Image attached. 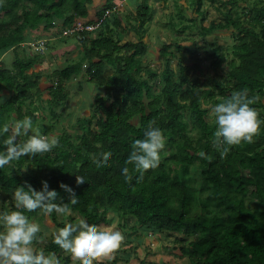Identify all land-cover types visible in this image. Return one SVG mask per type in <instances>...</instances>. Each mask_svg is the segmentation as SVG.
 <instances>
[{
  "label": "trees",
  "instance_id": "trees-1",
  "mask_svg": "<svg viewBox=\"0 0 264 264\" xmlns=\"http://www.w3.org/2000/svg\"><path fill=\"white\" fill-rule=\"evenodd\" d=\"M172 1L175 5L178 0ZM241 1L221 0V6L226 7L221 19L200 25L203 35L217 29H233L230 50L217 54L220 47L216 41L205 40L213 46L206 52L212 56L210 65L215 72L227 59L226 78L220 80L203 73L198 62H186L179 43L174 44L179 52L176 55L169 49L172 44L164 42L160 54L165 62L157 86V81H152L156 71L143 62L148 45L142 31L153 14L148 0H140L135 13L127 16L121 14V0H105L92 13V0H0V58L10 49L14 55L10 65L0 59V92H8L0 93V127L5 123L11 127L14 121L30 117L38 131L47 135L49 125L45 119L59 115L50 108L51 114L43 115L44 121L38 122V115L34 114L42 74L32 67L42 55L18 53L17 48L29 40L31 32L27 29L51 32L54 40L67 39L61 35L62 30L77 20L87 24L102 19L96 31L84 30L79 38L75 36L81 45L80 57L56 68V81L48 88L55 107L68 100L67 82L71 78L83 75L102 87V93L96 92L93 101L92 116H99L97 128L90 127L89 118L81 117L78 121L85 127L81 133L73 136L60 132L55 135L60 146L51 152L24 156L0 169V211L14 208L13 192L25 181L37 191L42 189V181H47L49 190L59 194L57 202L70 203L69 193L60 188L63 183L79 198L78 204L69 205L72 213L89 224L117 221L122 229L174 237L172 248L187 256L188 264H264V124L254 143L232 146L225 154L226 145L213 143L216 124L208 121V110L202 105L208 98L217 104L233 91L246 89L250 98L257 97L252 107L264 120V0L253 3L244 17L233 10ZM191 2L205 20L203 0ZM106 10L110 13L103 15ZM178 15L184 17L183 8H178ZM187 20L194 22L197 17L189 15ZM132 31L137 39L123 38ZM174 57L176 69L171 65ZM30 104L32 108L28 107ZM186 113L191 129L198 131L194 136L185 120ZM135 117L137 123L133 121ZM153 121L152 126L162 130L171 149L162 150L159 166L141 177L125 161L132 143L144 138ZM6 136H0V151H6ZM27 139L28 136H21L18 142ZM105 151L112 153L108 165L97 168L91 157ZM201 152L205 157L199 155ZM196 160L198 164L191 167ZM124 167L130 169L131 182L125 181ZM77 175L85 177L84 184L77 185ZM39 214L43 218L39 210L26 213L29 218ZM49 217L55 225L64 226L65 221L55 212ZM44 232L43 228L40 237H44ZM52 234L44 251L55 253L60 259L62 253L53 243ZM120 259L117 253L109 262L119 264ZM64 260L68 262L70 258L66 256ZM140 262L145 263L143 259Z\"/></svg>",
  "mask_w": 264,
  "mask_h": 264
},
{
  "label": "clouds",
  "instance_id": "clouds-1",
  "mask_svg": "<svg viewBox=\"0 0 264 264\" xmlns=\"http://www.w3.org/2000/svg\"><path fill=\"white\" fill-rule=\"evenodd\" d=\"M256 100L257 97L248 96L246 89L233 91L229 98L212 108L216 124L213 143L216 146L226 145L225 154L232 146L254 143V138L260 133L264 120L259 118L258 111L252 107ZM153 123L154 121L150 122L143 139H136L132 143V150L125 161V164L132 165L133 171L140 173L141 177L144 172L159 166L160 152L166 145L162 130L153 127ZM30 131H33L30 117L14 121L11 127L7 123L0 127V136L7 134L3 139L6 151H0V169L24 156H42L60 146L57 137L41 135L38 130L29 135ZM21 136H28V139L18 142ZM199 155L205 157L203 152ZM111 156V152L105 151L98 156L93 155L91 160L97 168H101L108 165ZM122 174L126 182L132 181L128 167L122 169ZM85 181V177L76 176L78 186ZM60 188L69 193L70 203L57 202L59 194L55 190H49L47 181H42L40 191L35 190L27 181L23 186L15 188L12 196L14 208L0 211V264H61L55 253L46 255L44 251L34 248V242L40 239L42 229L26 215L36 210L45 216L53 212L60 216L71 215L69 205L78 204L79 198L69 186L61 183ZM52 235L53 243L71 255L73 264H104L105 261H112L125 241V236L119 230L89 224L83 218L75 223L66 222Z\"/></svg>",
  "mask_w": 264,
  "mask_h": 264
},
{
  "label": "rangeland",
  "instance_id": "rangeland-1",
  "mask_svg": "<svg viewBox=\"0 0 264 264\" xmlns=\"http://www.w3.org/2000/svg\"><path fill=\"white\" fill-rule=\"evenodd\" d=\"M191 1L193 0H178L176 4L174 5L173 3L174 1L172 0H148V2L150 3L153 9L152 11L153 14L150 20L146 22L145 24V31H142V33L144 34L143 37H145L144 41L147 42V45H148L147 53L143 56V62L147 64L148 66L152 67V69L156 71L157 75L154 77V79H152V81L156 80L157 86L161 79L159 75V71H161V69L163 68L164 62H165V57H162V55L160 54V47L164 42L172 44L169 49L172 52H176V55H178L179 52L176 51L174 44L179 43L182 46V49H180V54L182 56L183 55L185 56L184 58L186 62H189V63L198 62L203 68V73L209 76H215L219 78L220 80H223L226 78V72L229 70L227 59L221 63L220 68L218 69L217 72H215L210 65L212 56H208L206 52L207 50L208 51L213 50V46L206 43V41L208 42L216 41V43L220 47V49H218L217 51V54L219 52H222L224 49L230 50V47L234 41L233 29L231 28L222 29V30L217 29L213 31L212 33L203 35L201 32V28H200L201 23L208 24L212 20L219 21L222 17V13L226 11V7L221 6V3H220L221 0H215V2H212L211 0H203L201 10H204L206 12V18L205 20L202 21V16L197 12L195 8H193L194 3ZM256 1L258 0L241 1L240 6L233 9L234 13H237L240 17H244L246 13L245 10L249 9V7H251L252 4L255 3ZM120 3H121V6L123 7L121 14H124V16H127L129 13H132V15L135 13L136 7L140 3V0H123V1L121 0ZM177 3L181 5L180 6L181 8H183V11H184L183 18H181L178 15V8L180 7H178ZM101 6H102V3L99 5V8ZM189 15L197 17V20H195L194 22L187 20V17ZM184 24L189 25V26L187 28L182 29L181 26ZM27 31L31 32V34L29 33V38H28V39L31 38V41L24 42L23 45L19 46L17 48L18 53L21 56L32 55V53L42 55L40 56L41 59L38 60L32 67V70L41 72L42 74L40 82H39V87H40L39 89L41 93H36L35 95V101L38 103V109L37 111L34 112V114L38 115V122L44 121V118H42L43 115L51 114L50 108L56 110L57 113L59 114L57 118H54L49 115L45 119L44 122L46 123V126L49 125L47 127L48 133L46 136L52 137L60 132L72 133L73 136H75V134L78 132L81 133L82 128H85L81 125V122L78 121L81 117L89 118L90 127H92L93 129L97 128L96 122L99 116L98 115L92 116L93 101H94V94L96 92L102 93V87H99L93 82H89L83 75H80L76 78H71L68 80L67 90L70 92L69 94L70 96L66 102L56 105L54 107L52 106V103L50 100L51 98L49 95L48 88H49V85H51V83H54L56 81V77L53 72L56 68L66 65L68 61L70 62L71 60H76L77 58L80 57L79 51H80L81 45L79 41H77L76 37L72 35L67 36V39H64L66 37H63L62 39H56L57 41L54 39H47L46 45L39 46L38 47L39 50H38L36 48V46L38 45L36 44V42L38 40H41V38L44 35H48L51 37L52 33L48 31H47L48 33L44 31H39L38 33H35L32 29L31 30L27 29ZM133 32L134 31H132L131 34L129 33L130 35L128 36L126 35L123 36V38L124 39H127V38L137 39V35L133 34ZM31 35H34V37L32 38ZM6 53H8V57L7 56L1 57L0 59L2 62L6 63L7 65H10V63L14 59V55H13L12 50L7 51ZM227 53H228V58H230L229 57L230 53L228 51ZM176 59L177 57H174L171 60V65L174 69H176L177 67ZM53 78H55V80L52 82ZM0 93L8 94L7 91L0 92ZM262 101H263L262 111L264 112V96H262ZM202 105L208 110L207 116H206L208 121L210 123H214L215 117H214V114L212 113V108L216 104L213 103V101H211L208 98L207 100L203 101ZM28 107L32 108V104L28 105ZM185 120L188 123V128L190 129V132L192 133V135L194 136L195 134H197L198 133L197 129L195 130L191 129L192 123L189 119L188 113L185 114ZM133 121L134 123H137L138 122L137 117H135ZM75 125H77V127H75ZM37 128H38V125H33V131H30V134L31 135L35 134V131L38 130ZM41 135H44V134H41ZM165 149L166 150L171 149V147L165 145V148L163 150ZM169 164L173 165V163L171 162ZM196 164H198V160H196L195 164H192L191 167H193ZM194 170L195 169L192 168V171ZM0 203H1V195H0ZM8 206H11V199H8ZM9 208H7V210ZM42 216L43 218H41L39 214L36 217L30 218L33 222L38 223L41 226V229L44 228V231H45L44 237H40L38 241L34 242L33 246L37 251H40V250L44 251V245L51 238L50 235L60 228L59 226L55 225V223L51 220L49 215L48 216L42 215ZM71 217L72 218H69V217L64 218L59 215V218L63 219L65 223L66 222L75 223L77 222L78 219H80L77 213L71 212ZM111 226H115V225H111ZM169 239L173 240L174 237H171ZM185 239H188V238H185ZM169 243H170V246L173 245L171 241H169ZM143 244H144L143 241H139L137 245L144 247ZM137 248L139 249V247ZM160 250H164V248ZM172 250H175V249H172ZM59 252L62 253V256L60 258V262L62 264H73V260L70 254L65 253L61 249ZM117 253L118 255H121L122 257L124 255L122 249H120ZM45 254L47 255L46 252ZM173 254L175 255V258H176L175 259L176 264H188L190 262L189 261L190 259L187 256L182 255V253H180L179 250H177ZM138 255H143V253L141 251H138ZM66 256L70 258L68 262H65L64 260V257ZM180 259H183V260L181 261ZM76 264H79V262H76ZM94 264H96V262H94ZM104 264H113V263L109 261H105Z\"/></svg>",
  "mask_w": 264,
  "mask_h": 264
},
{
  "label": "crops",
  "instance_id": "crops-1",
  "mask_svg": "<svg viewBox=\"0 0 264 264\" xmlns=\"http://www.w3.org/2000/svg\"><path fill=\"white\" fill-rule=\"evenodd\" d=\"M104 1L105 0H92L90 7H89L90 12L92 13V11L94 10V7L99 6ZM33 31L36 33L35 30ZM44 38L47 41V39H54L55 36H53V34L51 37L48 35H44ZM144 39L145 37H143V40ZM30 41H31V38L26 42H30ZM23 44L24 43H22V45ZM6 56L8 57V53H4L1 57H6ZM116 224L117 222L114 221L110 223V225L102 224L101 226H106L107 228L110 227L112 229L119 230L125 236V241L123 245L121 246V249L124 255L123 257L120 255L121 259L119 260V264H141L140 262L141 259L145 261L144 264H176L175 263L176 258L173 253H175L177 250L175 248H172L173 245L170 246L169 241L172 242V240L169 238L171 237H165L163 234H159V233H146L145 231H142L141 229H137V230H134L133 228L122 229L120 226ZM111 225H115V226H111ZM162 236L165 238H163ZM139 241L144 242L143 244L144 247L137 245ZM137 247H139V249ZM162 248H164V250H160ZM172 249H175V250H172ZM138 251H141L143 255H138ZM180 260L182 261L183 259H180Z\"/></svg>",
  "mask_w": 264,
  "mask_h": 264
},
{
  "label": "built area",
  "instance_id": "built-area-1",
  "mask_svg": "<svg viewBox=\"0 0 264 264\" xmlns=\"http://www.w3.org/2000/svg\"><path fill=\"white\" fill-rule=\"evenodd\" d=\"M109 13H110V10H106L103 15H108ZM101 21H102V19H99L98 21L85 24L84 21L77 20L75 22L76 24L74 23L73 26L65 27L62 30V34L61 35H63V36H71V35L73 36L74 35L77 38H79L82 35V31H84V30L91 31V32L96 31L98 29L99 24L101 23ZM38 41L36 42V44H38L36 46L37 49H38L39 46H42V45L45 46V39H41V40H38Z\"/></svg>",
  "mask_w": 264,
  "mask_h": 264
}]
</instances>
